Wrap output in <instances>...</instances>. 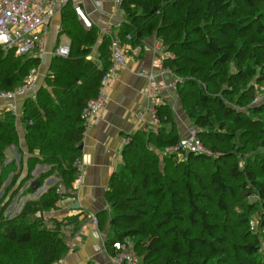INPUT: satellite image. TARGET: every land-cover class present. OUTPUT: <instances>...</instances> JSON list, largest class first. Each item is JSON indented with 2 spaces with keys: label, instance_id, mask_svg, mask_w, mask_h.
<instances>
[{
  "label": "trees",
  "instance_id": "trees-1",
  "mask_svg": "<svg viewBox=\"0 0 264 264\" xmlns=\"http://www.w3.org/2000/svg\"><path fill=\"white\" fill-rule=\"evenodd\" d=\"M120 9L124 21L111 37L86 29L72 3L61 8L58 42L69 39L70 55L54 57L45 84L23 102L26 163L15 115H0V189L10 182L0 199V264H55L68 255L64 227L77 232L85 213H54L77 198L82 113L112 66V38L128 54L155 38L172 55L163 67L183 80L178 98L210 154H165L180 140L168 104L158 107V133L128 135L106 192L110 256L114 243L130 239L140 264H264V102L253 104L264 86V0H122ZM41 63L0 50V93ZM8 149L20 160L8 163ZM38 166L47 170L34 176ZM50 179L57 181L40 198L5 215L22 189L34 194L32 182L41 188Z\"/></svg>",
  "mask_w": 264,
  "mask_h": 264
},
{
  "label": "crops",
  "instance_id": "crops-1",
  "mask_svg": "<svg viewBox=\"0 0 264 264\" xmlns=\"http://www.w3.org/2000/svg\"><path fill=\"white\" fill-rule=\"evenodd\" d=\"M98 2L100 3L99 7L96 6ZM82 5L84 14L91 21L92 26H96L98 29L107 25L116 27L124 21V15L116 4V0H83ZM60 11L51 22L44 52L37 55L41 58L42 63L44 58L47 68H41V63L39 71L43 72L45 70V72L43 74L38 73L37 86L29 92L26 96L27 98L36 96L38 90L45 84V78L49 72L52 59L58 57L55 52L60 46V42H58V34L61 27ZM67 40V45L69 46L70 41L68 38ZM157 43H159L157 39L150 38L145 42L142 52L136 50L128 54L127 65L116 70L111 78L109 101L106 108L96 120L87 125L82 145L83 153L80 160L83 166V180L81 186L76 189L77 198L62 200L59 204V210L54 213L58 218H66L77 215L80 212L85 213L80 218V227L77 232H73V228L68 227L70 232L68 235L65 233L68 244L73 245L74 249L72 252H68L61 264H112L111 256L105 247V240L109 230V205L106 200V192L112 174L122 162L121 153L125 140L128 135L143 130L148 119L147 114L144 121H138L137 119V113L144 110L148 103L145 93L146 81L139 76V72L153 71L163 76L165 81L171 80L168 75H162L163 60L162 54L156 52ZM165 98L167 104L173 109L174 106H180L177 89L169 88L165 91ZM24 101L25 99L18 101L16 113H11L17 119L20 144L25 154L24 161L26 163L29 154L25 146V128L21 120ZM9 104L8 101L0 99V115L4 110L10 111L8 109ZM192 127L194 126L188 118H181L180 122H178L180 138L187 136ZM12 152L14 158L19 161L21 156L17 150L12 149ZM7 162L9 163L10 159ZM45 170L47 168L38 166L33 175L37 176ZM25 174L26 172L23 173V176ZM56 181V179H50L47 182L49 185ZM9 183L8 180L6 185ZM49 187L45 185L34 194L19 195L11 204L10 216L19 214L28 200L40 198ZM75 203L80 204V210H70V207ZM7 212L8 210L6 211V216ZM90 214H100L103 224L98 227L95 226L90 220Z\"/></svg>",
  "mask_w": 264,
  "mask_h": 264
},
{
  "label": "built area",
  "instance_id": "built-area-1",
  "mask_svg": "<svg viewBox=\"0 0 264 264\" xmlns=\"http://www.w3.org/2000/svg\"><path fill=\"white\" fill-rule=\"evenodd\" d=\"M83 0H0V50L12 51L16 56H24L28 54L40 55L45 50L46 40L49 28L55 15L67 3H72L77 14L81 17L86 28H92L91 21L86 17L82 5ZM116 4L121 7L122 0H116ZM99 7L100 3H96ZM113 26L107 25L99 29L100 36L113 35ZM130 39V37H129ZM156 52L162 54V60L172 58L170 53H166L160 43L156 44ZM55 55L58 57H68L70 55V46H59ZM112 66L103 76L101 88L98 95L89 101L87 107L82 113V119L85 124L96 120L100 113L106 108L109 101V86L111 78L116 70L124 68L128 63V50L125 44H121L118 40L112 38L111 44ZM162 75L171 77L170 81H165L163 76L153 71H141L139 76L146 81L145 93L148 99L147 106L144 110L137 113L138 121L146 120L144 131L148 133H158L161 125L158 107L167 104L165 91L169 88L177 89V86L183 83V80L174 75L170 69L164 68ZM38 70L33 69L22 81V84L13 91H3L0 93V99L8 101V109L12 113H16L18 101H22L37 86ZM264 102V86L256 89L253 104H261ZM128 139L125 140V144ZM165 154L178 155L180 160L188 153L210 154L199 137V130L192 127L187 136L180 138L179 142L174 146L165 149ZM78 176L74 182V188L78 189L83 180V166L81 162L76 163ZM33 183V182H32ZM31 183V186H32ZM50 183V182H49ZM55 182H53L54 184ZM53 184H47L51 186ZM29 186V183L27 184ZM42 188V187H41ZM39 188L36 192L40 191ZM62 190V186L58 187V192ZM35 192V193H36ZM11 204L8 207L7 216L12 219L16 216H10ZM90 220L95 226H99L97 214H90ZM252 230H258L257 221L250 223ZM264 233V230L262 231ZM69 251H73V245H67ZM115 253L111 256L112 264H140V260L134 251L133 241L128 239L123 242L113 244ZM55 264H61L57 262Z\"/></svg>",
  "mask_w": 264,
  "mask_h": 264
},
{
  "label": "rangeland",
  "instance_id": "rangeland-1",
  "mask_svg": "<svg viewBox=\"0 0 264 264\" xmlns=\"http://www.w3.org/2000/svg\"><path fill=\"white\" fill-rule=\"evenodd\" d=\"M68 40H67V37H61V39H60V46H66L67 44H68V42H67ZM159 42V41H158ZM160 43V42H159ZM161 44V43H160ZM163 47V46H162ZM163 49H164V51H165V48L163 47ZM131 54V53H130ZM40 68V67H39ZM39 68H36L37 70H38V72L40 73V74H43V72H45V70H43V72H41V71H39L40 69ZM41 68H43V69H46L47 68V63H46V61L44 60V58H43V63H42V67ZM45 74V73H44ZM27 97H25V99H26ZM180 101V100H179ZM173 111H174V114H175V118H176V121H177V125H178V122H180V120H181V118H185V119H187L186 117H185V114H184V110H183V108H182V106H181V103H180V106L178 105L177 107H175L174 106V109H173ZM191 126V125H190ZM178 132H179V135H180V131H179V128H178ZM161 154V153H160ZM178 160L179 161H182V160H180L179 158H178ZM6 184H7V182H6ZM4 185L3 186V188L2 189H0V199L3 197V195H4V193H5V189H6V187H7V185ZM48 184V182H46L45 183V185H47ZM44 185V186H45ZM23 189L18 193V195L14 198V200L19 196V195H21V194H23ZM13 200V201H14ZM13 201H12V203H13ZM11 203V204H12ZM59 219H63V218H59ZM68 227H71V226H68ZM68 227H64V233H66L67 235L69 234V232H70V230H69V228ZM73 228V227H72ZM65 234V235H66Z\"/></svg>",
  "mask_w": 264,
  "mask_h": 264
},
{
  "label": "water",
  "instance_id": "water-1",
  "mask_svg": "<svg viewBox=\"0 0 264 264\" xmlns=\"http://www.w3.org/2000/svg\"><path fill=\"white\" fill-rule=\"evenodd\" d=\"M6 154H7L9 159H13L14 158V154H13L11 149H8L6 151ZM39 187H40L39 181H34L32 183V189L33 190L36 191L37 189H39ZM70 210H80V204L79 203H75L73 206L70 207Z\"/></svg>",
  "mask_w": 264,
  "mask_h": 264
}]
</instances>
